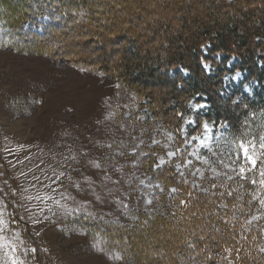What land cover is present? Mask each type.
I'll return each mask as SVG.
<instances>
[{
  "label": "rangeland",
  "instance_id": "obj_1",
  "mask_svg": "<svg viewBox=\"0 0 264 264\" xmlns=\"http://www.w3.org/2000/svg\"><path fill=\"white\" fill-rule=\"evenodd\" d=\"M208 2L200 0L190 6L188 0H164V4L144 0L138 6V0H115L114 4L99 0V5L119 9L125 4L126 10L121 16L105 12L107 20L98 19L82 39L74 33L66 34V41L60 37L71 51L57 56L52 54L57 52L55 40L44 43L36 38L42 28L23 24L9 29L7 22L18 18V9H13L15 0H0V264H13V259L17 264H135L137 258L119 247L114 230L124 223L131 225L140 207L164 209L163 203H167L175 208V203L160 195L165 191L157 179L158 171L167 169L178 180L210 194V180L220 186L245 167L228 138V125L202 118L207 114V102L190 103L191 113L178 137L159 119L162 89L157 82L147 90L118 71L127 55L134 57L127 51L128 42L124 46L122 41V50L114 52L115 46L106 38L87 40L112 21L125 27L133 20L127 11L139 7L146 16L154 13V22L149 28L134 25L125 33L139 37L143 49H150L156 42L150 35L158 24L162 28L156 32L165 36L185 31L182 19L208 13ZM256 4L263 2L256 0ZM136 22L144 24L141 19ZM20 35L34 44L13 48L10 43L23 39ZM99 42L104 44L103 50L98 48ZM47 47L53 52L48 53ZM102 58L116 68L94 63ZM205 67L213 70L211 62H205ZM223 78L216 87L223 102L234 89L241 87L251 95L258 86L256 81H246L241 71ZM151 112L159 118H153ZM260 143L249 148L259 172L264 169ZM170 152L175 155L169 156ZM172 188L165 194L167 199ZM147 233L142 228L136 233L143 237L142 243L125 242L128 249L137 250L139 264H148L155 256V252L150 255L153 244L149 240L162 248L170 234L155 233L146 239ZM218 255V260L185 264H226V253Z\"/></svg>",
  "mask_w": 264,
  "mask_h": 264
},
{
  "label": "trees",
  "instance_id": "obj_2",
  "mask_svg": "<svg viewBox=\"0 0 264 264\" xmlns=\"http://www.w3.org/2000/svg\"><path fill=\"white\" fill-rule=\"evenodd\" d=\"M98 1L15 0L12 6L13 9H18V18L10 19L7 25L9 29L20 28L23 24L36 25L43 30L42 33H37V39L44 43L55 40L58 45L55 53L49 47L46 49L50 51L42 50L53 52L57 56L67 54L71 50L66 42L58 40L60 37L66 41V34L74 33L77 34L76 37L79 34L77 38L82 39L85 34L91 33V25L96 24L98 19L107 20L105 12L121 16L126 10L125 4L119 9L115 5H99ZM102 1L114 4L115 0ZM163 1L161 0V4H164ZM196 1L200 2L188 0V3L192 6ZM260 1L263 5L256 4V0H209L208 13L182 19L185 31L171 32L169 36H165L156 32L162 28L158 24L150 35L152 41H156L150 49H143L137 39L139 37H127L125 33L134 28V25L149 28L154 22L155 14L146 16L142 12L143 8L140 10L139 7L127 11L133 20L125 27L112 21L106 24L104 32L101 31L98 35L95 32L94 37L89 36L87 40L106 38L112 47L115 46L111 49L114 52L122 50V41L124 46L125 41L128 42L127 51L134 57L127 55L123 61L120 60L122 62L117 67L118 71L122 77L136 80L147 90V87L151 88L157 82L162 89L159 105L161 117L152 112L151 115L159 118L178 137L184 119L191 113L190 103L205 101L208 103L205 108L207 114L202 118L218 125L226 123L229 128L228 138L239 151L242 142L259 143L264 131V0ZM137 4L143 5L144 0H138ZM96 5L100 9L97 10ZM46 17L48 21L45 20ZM134 19L139 22L141 19L144 24L141 25ZM107 34L113 35L111 37ZM22 38L14 41L16 43H10L11 46L23 49L34 44ZM77 42L78 40H74V44ZM99 44L98 48L103 50L104 44ZM205 62H211L213 70L208 71ZM94 63L109 65L113 62L102 58ZM234 71L244 72L246 81H256L258 86L251 95L241 87L234 89L225 103L216 95V87L223 82L226 74ZM234 98L238 100L236 103ZM198 126L202 127L200 119ZM245 168L250 166L245 165ZM165 170L167 169L157 172V179L163 184L165 191L160 195L162 199L175 203V208L170 209L167 203H163L164 209L155 207L148 210L140 207L131 225L124 223L114 230L119 247L127 249L130 257L137 258L135 264L140 263L137 250L128 249L125 242L142 243L143 237L136 234L141 228L149 232L146 239L153 237L155 233H170L164 243L166 246L162 248L149 240L154 245L149 247L150 255L155 252V256H152L148 264H185L190 261L207 263L220 259V252H225L228 256L226 264H264V252L260 251L264 247V208L259 203L264 197V185L259 183L262 177L258 169L246 171L245 179L239 173L224 180L220 186L216 181L210 180V194L197 191L189 183L178 180L177 176ZM253 179L257 181L256 184L251 182ZM172 186L178 191L170 192L168 200L165 194ZM253 194H256V199H252ZM253 215H258L261 219L255 224H246L245 221Z\"/></svg>",
  "mask_w": 264,
  "mask_h": 264
},
{
  "label": "snow or ice",
  "instance_id": "obj_3",
  "mask_svg": "<svg viewBox=\"0 0 264 264\" xmlns=\"http://www.w3.org/2000/svg\"><path fill=\"white\" fill-rule=\"evenodd\" d=\"M203 127H204V129L206 131H210V128H209L208 124H204ZM193 139H199V138L198 137H193ZM260 140H261L260 147L264 148V136L260 137ZM154 143H155V141H154ZM249 148H253L254 149L255 145L252 144L251 142H248L247 144L242 142L239 145V151L237 153V159H240L241 155H242V158L244 159L245 164L246 165H251V167L248 168V169H246L245 167H241L240 173H241V178L242 179L247 178L246 175H245L246 171H251L253 168H255L257 166L256 159H254L253 156L249 154ZM168 155L169 156H173V155H175V153L174 152H170V153H168ZM204 162L208 163L207 160H205ZM164 163H165V161L163 160V158H161L160 159V164L162 165ZM189 163H191V161H189ZM261 164H264V161H261ZM157 166L159 167V165H157ZM95 167H100V165L96 164ZM197 171H199V170H197ZM212 171L215 173V169L214 168L212 169ZM181 175H183V173H181ZM201 175H203V174L201 173ZM260 176L262 177V179L259 181V183L261 185H264V169L260 170ZM251 182L253 184L257 183V181L255 179H253ZM141 183H143V181H141ZM171 191L172 192H176V191H178V189L172 188ZM189 195H191V193H189ZM228 195H232V193H228ZM252 199H256V194H253ZM148 203H151V201H148ZM181 203H184V201H181ZM259 203L261 205V208H264V197H262L260 199ZM223 207H227V205H223ZM259 219H261L260 216H252L251 219L245 221V223L250 225L252 223V221L259 220ZM226 251H231V250L230 249H226ZM260 251L264 252V247L260 248ZM32 252L35 253L36 249H32ZM116 258L119 259L120 257H116ZM13 264H17V261L15 259H13ZM21 264H22V262H21Z\"/></svg>",
  "mask_w": 264,
  "mask_h": 264
},
{
  "label": "bare ground",
  "instance_id": "obj_4",
  "mask_svg": "<svg viewBox=\"0 0 264 264\" xmlns=\"http://www.w3.org/2000/svg\"><path fill=\"white\" fill-rule=\"evenodd\" d=\"M18 128V127H17Z\"/></svg>",
  "mask_w": 264,
  "mask_h": 264
}]
</instances>
